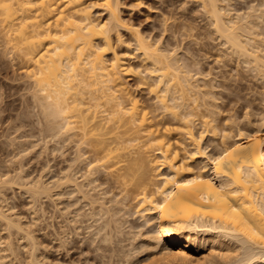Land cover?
Masks as SVG:
<instances>
[{
	"label": "bare ground",
	"instance_id": "6f19581e",
	"mask_svg": "<svg viewBox=\"0 0 264 264\" xmlns=\"http://www.w3.org/2000/svg\"><path fill=\"white\" fill-rule=\"evenodd\" d=\"M200 1L211 17L209 20H212L215 33L219 34L229 50L236 55L238 53L240 58L242 56L244 63H254V70L264 72V0H246L248 10L244 13H241L243 9L236 11L237 14L234 13L238 9L232 6L235 4L233 0ZM121 3L120 0H0V26L8 36L5 37L8 38L6 44L10 43L17 51V57L24 61V74L27 73L28 78L33 80L38 106L47 119L49 116L62 119L64 125L60 127L67 133L81 129V140H90L88 143L93 145L91 147L90 144L89 149L93 148L94 156L89 157V166L82 172L84 180L88 179L90 184L95 182L98 178H94L93 174L103 168L116 171V177L111 179L126 178L134 167L138 169L134 172L142 171H139L141 178L138 175L135 185V198L139 203L137 211L145 224L154 226L147 238L154 240L156 245L153 247L155 251L159 250L158 258L152 254L143 264H156L159 260L162 264H201L207 259L199 256L203 251L206 256L217 254L224 260L226 258L227 264H264V123L254 122L250 124L251 130L247 131L241 127L235 135L227 133L221 146L217 143L220 146L217 149H220L210 150L206 133L210 127L213 132L217 130V116L211 119L204 116L202 124L208 127L199 131L193 110L181 108L187 103H184L187 92L194 90L195 95H205V98L208 94L210 96L211 89H197L191 83L188 74V77L184 74L186 71H181L183 67L181 59L176 57L177 49L165 51L158 41H150V37L147 39L139 27L133 26L134 49L150 67L142 69V65L136 67L130 63L129 54L121 51L116 43V40H123L119 36L120 27L126 26L120 13ZM96 6L109 14L106 20L95 14ZM128 77L145 81L148 91L175 120V126H161L163 120L156 121L155 116V122L150 127L146 126L150 117L145 109L138 110L141 106L137 97L130 96ZM180 100H184L183 104L179 103ZM95 108L102 110H93ZM211 113L214 116L216 111ZM106 115H109L108 118H103ZM117 130L122 132L121 135L118 136ZM122 130L126 134L131 131L133 137L130 135L124 140L122 134L125 131L123 133ZM109 134L110 137L107 136ZM114 134L116 136L112 137ZM139 140L144 147L140 149L152 153L149 157L153 154L156 157H126L131 162L124 164L126 158L124 161L123 157L127 152H122L126 147L123 144ZM226 152H231V157L222 163H215ZM150 167L156 172L154 178L147 173ZM67 175L66 181L71 185L73 181ZM206 181H212V185L202 183ZM82 182L73 183L78 192L84 191ZM178 184L187 187L178 188ZM31 186L34 193L51 191L45 180L38 179ZM144 202H147L146 205L141 204ZM149 214L154 216L148 219ZM0 218L11 226L17 222L3 210L0 211ZM106 230L103 231L107 233ZM103 239H108L107 234ZM234 243L238 245L235 247ZM236 250L242 251L235 256V260H231ZM3 259L0 255V264L7 263Z\"/></svg>",
	"mask_w": 264,
	"mask_h": 264
},
{
	"label": "rangeland",
	"instance_id": "374dc122",
	"mask_svg": "<svg viewBox=\"0 0 264 264\" xmlns=\"http://www.w3.org/2000/svg\"><path fill=\"white\" fill-rule=\"evenodd\" d=\"M120 2H122L120 13L126 21V26L120 27L119 36L123 40H116V43L121 51L129 54L130 63L136 67L142 65V69L150 67L142 61L134 49L133 26V28L139 27L138 29L147 39L150 37V41H158L165 51L172 52L173 48L177 49L178 55L175 54L181 59L183 67L181 71H186L184 74L186 77L189 76L191 83L197 89L202 87L206 90L211 89L212 93L205 98V95H195L193 90L187 92L184 97L185 102L182 100L184 103L187 101L186 104L179 101L183 104L181 109L189 108L196 114L195 120L199 131L208 127L202 124L204 116L210 117L209 119L217 116L215 117L217 130L213 132V128L210 127L206 133V142L210 144H207L210 150L220 149L217 147L221 146L220 143L225 134L235 135L241 127L242 130L247 131L251 130L252 124L264 123V72L262 70L260 72L259 69L254 70V63L250 65L244 63L242 56L240 58L238 53L236 55L229 50L219 34L215 33L212 20H209L211 17L200 0H120ZM223 3L226 4V1ZM233 4L232 6L238 9L234 11L235 14L242 9L241 13L248 10L245 6L246 0H233ZM94 10L101 19L108 18L109 14L103 8L96 6ZM4 33L5 30L0 26V211L3 210L14 222L17 221L11 226L5 219L0 218V255L4 258V262H7L5 264H143L152 254L153 257L158 258L159 250L155 251L153 247L156 243L147 238L148 234L153 232L154 226L149 227L145 224L141 213L137 211L139 203L135 198L137 192H135V185L142 171L139 170V172L134 167L137 169L135 172L134 168V170L130 169L133 171L131 173L129 170L128 173L131 175H126L124 179L116 178L118 182L114 178L111 179L116 177V171L103 168L105 170L99 169L100 172L99 170L96 172L98 175L93 174L94 178H98L95 182L90 184L88 179L84 180L85 177L83 178L82 174L87 170L91 156H94L93 148L89 149L93 145L88 143L90 140L85 142L81 140L83 135H80L81 129L71 131L74 133L69 132L71 135L62 129L64 125L62 119L51 116L47 119L41 107L39 108L33 80L28 78L27 73L24 74V61L17 57V51L10 43L6 44L8 38H5L7 35ZM229 51L233 56L229 55ZM127 81H130V96L137 97L139 100L141 107L138 110L145 109L147 116L150 117L146 121L147 127L155 122L153 116L156 117V121L163 120L164 124L161 126H175V120L148 91L144 80L128 77ZM149 81H152L150 77ZM141 82H144V85H141ZM100 108L93 110H102ZM212 110L214 114L216 111L214 116H212ZM107 116L109 115L103 118ZM119 131H121L120 128ZM131 131L127 134L125 131V134H122L124 140H127L130 135L133 137L134 132L132 131L133 134H131ZM121 133L119 132L118 136ZM115 134L112 137H115ZM107 136L110 137L111 134ZM125 143L123 144V146L126 145L125 150L121 149L123 153L127 152V155L123 157L124 161L126 157L146 156L148 158L152 154L146 153V149L141 150L144 147H141L140 140ZM155 157L156 155L153 154L149 158ZM130 158H126L124 164H129ZM157 160L158 158L155 159ZM148 166L147 164L146 167ZM152 168L150 167L147 173L154 178L156 172ZM109 171L113 173L110 174ZM165 171L168 172V169ZM66 175L71 177L73 183L83 181L82 189L86 195L78 192L72 181L69 185ZM59 178L62 179L59 180ZM38 179L45 180V183L49 184L51 190L49 193H34L31 183ZM98 184L100 185L96 187ZM146 203L141 204L146 205ZM153 216L154 214H149L146 218L151 219ZM109 219L110 222H107ZM116 220H119L118 225ZM17 224L23 229L18 228ZM98 227L103 233L101 229L98 230ZM104 228L109 233L104 232ZM106 234L108 241L111 238L110 244L103 239ZM234 245L236 247L238 243ZM241 251L236 250V254L231 255L234 256L231 260L236 259ZM131 255L134 256L131 257ZM206 255L205 251L200 252L201 258H207L201 264H227L226 258L224 260L217 254L209 255L211 258ZM158 263L162 264V260L156 262Z\"/></svg>",
	"mask_w": 264,
	"mask_h": 264
},
{
	"label": "snow or ice",
	"instance_id": "6c2138e0",
	"mask_svg": "<svg viewBox=\"0 0 264 264\" xmlns=\"http://www.w3.org/2000/svg\"><path fill=\"white\" fill-rule=\"evenodd\" d=\"M229 157H231V152H226L223 156H221L217 161H215V163H222L223 161H225L226 159H228ZM225 175H227V173H225ZM202 183H207L209 186L212 185V181H206V182H202ZM178 188H184L187 187V185L185 184H178L177 185ZM233 211H236L235 209H233Z\"/></svg>",
	"mask_w": 264,
	"mask_h": 264
}]
</instances>
